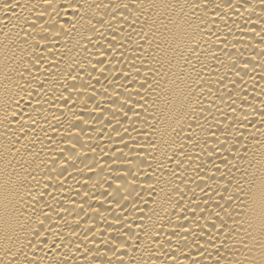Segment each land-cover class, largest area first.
<instances>
[{"label": "bare ground", "instance_id": "6f19581e", "mask_svg": "<svg viewBox=\"0 0 264 264\" xmlns=\"http://www.w3.org/2000/svg\"><path fill=\"white\" fill-rule=\"evenodd\" d=\"M264 0H0V264H264Z\"/></svg>", "mask_w": 264, "mask_h": 264}, {"label": "snow or ice", "instance_id": "6c2138e0", "mask_svg": "<svg viewBox=\"0 0 264 264\" xmlns=\"http://www.w3.org/2000/svg\"><path fill=\"white\" fill-rule=\"evenodd\" d=\"M260 199H261L262 206H264V189H262L260 192Z\"/></svg>", "mask_w": 264, "mask_h": 264}]
</instances>
